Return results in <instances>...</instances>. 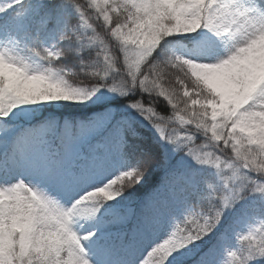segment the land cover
Returning a JSON list of instances; mask_svg holds the SVG:
<instances>
[{
	"label": "snow or ice",
	"instance_id": "obj_1",
	"mask_svg": "<svg viewBox=\"0 0 264 264\" xmlns=\"http://www.w3.org/2000/svg\"><path fill=\"white\" fill-rule=\"evenodd\" d=\"M0 264H264V0H0Z\"/></svg>",
	"mask_w": 264,
	"mask_h": 264
}]
</instances>
